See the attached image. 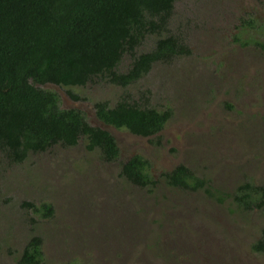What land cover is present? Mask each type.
Instances as JSON below:
<instances>
[{
    "label": "rangeland",
    "instance_id": "1",
    "mask_svg": "<svg viewBox=\"0 0 264 264\" xmlns=\"http://www.w3.org/2000/svg\"><path fill=\"white\" fill-rule=\"evenodd\" d=\"M168 30L189 53L154 64L133 84L98 77L84 87L43 86L61 109L80 110L110 133L119 157L104 162L84 140L20 164L0 154V264H18L33 235L42 239V264H264V251L251 249L264 229V208L219 200L245 182L264 186V0H176ZM154 37L135 54L148 51ZM130 63L124 55L116 72ZM121 100L169 109L171 117L147 138L96 119L94 103ZM133 155L148 161L154 187L120 176ZM179 165L219 195L164 184L161 173ZM24 202L50 204L53 213L43 218Z\"/></svg>",
    "mask_w": 264,
    "mask_h": 264
},
{
    "label": "trees",
    "instance_id": "2",
    "mask_svg": "<svg viewBox=\"0 0 264 264\" xmlns=\"http://www.w3.org/2000/svg\"><path fill=\"white\" fill-rule=\"evenodd\" d=\"M176 0H0V154L20 164L30 154L55 146L74 147L85 141L88 152L97 151L107 163L119 157L114 137L91 126L77 109H61L57 95L43 86L84 87L94 78L126 87L146 75L156 63H169L187 55L184 41L169 34ZM155 36L148 51L135 50ZM264 49V44H260ZM131 57L125 73L116 69L124 55ZM73 100L75 95L68 92ZM96 119L138 137L158 134L171 117L169 109L139 107L126 100L110 106L94 103ZM120 176L127 183L149 189L156 181L149 163L140 155L121 165ZM168 187L182 191H203L212 198L219 193L207 180L179 165L161 173ZM246 210L264 208V186L240 184L232 195L219 196ZM23 206L41 217L52 215L50 204ZM252 251H264V229ZM42 239L29 238L18 264H42Z\"/></svg>",
    "mask_w": 264,
    "mask_h": 264
},
{
    "label": "flooded vegetation",
    "instance_id": "3",
    "mask_svg": "<svg viewBox=\"0 0 264 264\" xmlns=\"http://www.w3.org/2000/svg\"><path fill=\"white\" fill-rule=\"evenodd\" d=\"M136 137V136H135ZM138 137V136H137Z\"/></svg>",
    "mask_w": 264,
    "mask_h": 264
}]
</instances>
